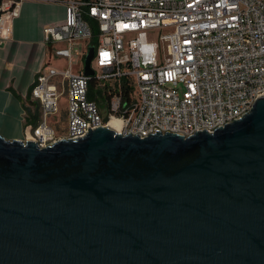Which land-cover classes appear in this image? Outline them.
<instances>
[{
  "label": "water",
  "instance_id": "1",
  "mask_svg": "<svg viewBox=\"0 0 264 264\" xmlns=\"http://www.w3.org/2000/svg\"><path fill=\"white\" fill-rule=\"evenodd\" d=\"M0 264H264V96L190 137L0 135Z\"/></svg>",
  "mask_w": 264,
  "mask_h": 264
},
{
  "label": "built area",
  "instance_id": "2",
  "mask_svg": "<svg viewBox=\"0 0 264 264\" xmlns=\"http://www.w3.org/2000/svg\"><path fill=\"white\" fill-rule=\"evenodd\" d=\"M22 2L0 0V44L10 38ZM65 5L64 22L46 26L44 34L66 65L46 64L31 89L40 113L37 123L27 126L26 139L41 147L83 138L111 119L120 120L123 135L141 138L158 131L186 137L214 132L243 118L264 96V0H69ZM94 23L99 28L94 76H87L72 68L83 49L79 41L93 39ZM65 95L68 126L60 136L51 118L58 120Z\"/></svg>",
  "mask_w": 264,
  "mask_h": 264
},
{
  "label": "crops",
  "instance_id": "3",
  "mask_svg": "<svg viewBox=\"0 0 264 264\" xmlns=\"http://www.w3.org/2000/svg\"><path fill=\"white\" fill-rule=\"evenodd\" d=\"M67 1L23 0L10 38L0 44V135L5 139L26 140L30 109L36 108L31 96L36 76L46 64L60 61L54 56L56 45L46 42L44 28L64 22ZM51 123L59 135L58 120L52 117Z\"/></svg>",
  "mask_w": 264,
  "mask_h": 264
},
{
  "label": "rangeland",
  "instance_id": "4",
  "mask_svg": "<svg viewBox=\"0 0 264 264\" xmlns=\"http://www.w3.org/2000/svg\"><path fill=\"white\" fill-rule=\"evenodd\" d=\"M91 44H92V41H90V40L89 41H85V40L79 41V45H80L81 49L83 46V49H82V52H80L79 58L74 61L73 68H72L74 72L81 71L84 69L86 52H87V50ZM92 46L93 45H91V47ZM64 64L66 65V60H63V59L60 61L54 62V66L63 67ZM59 105H60V112H59V115L57 116L58 124H56V128H59V135L62 136L65 134L64 130H66L67 126H68V122H67L68 102H67V96L66 95L61 99Z\"/></svg>",
  "mask_w": 264,
  "mask_h": 264
},
{
  "label": "trees",
  "instance_id": "5",
  "mask_svg": "<svg viewBox=\"0 0 264 264\" xmlns=\"http://www.w3.org/2000/svg\"><path fill=\"white\" fill-rule=\"evenodd\" d=\"M86 1H89V0H86ZM93 33H94V36H93L91 45L94 46V45H96V43L98 41V36H99V28L97 27V25L95 23L93 25ZM94 84H95V82H92L91 88L94 87ZM90 99H95V95L93 92H91V94H90Z\"/></svg>",
  "mask_w": 264,
  "mask_h": 264
},
{
  "label": "bare ground",
  "instance_id": "6",
  "mask_svg": "<svg viewBox=\"0 0 264 264\" xmlns=\"http://www.w3.org/2000/svg\"><path fill=\"white\" fill-rule=\"evenodd\" d=\"M109 127L113 128L115 131L120 132L121 122L118 119H111L109 121Z\"/></svg>",
  "mask_w": 264,
  "mask_h": 264
},
{
  "label": "snow or ice",
  "instance_id": "7",
  "mask_svg": "<svg viewBox=\"0 0 264 264\" xmlns=\"http://www.w3.org/2000/svg\"><path fill=\"white\" fill-rule=\"evenodd\" d=\"M104 55L107 56V53H105Z\"/></svg>",
  "mask_w": 264,
  "mask_h": 264
}]
</instances>
